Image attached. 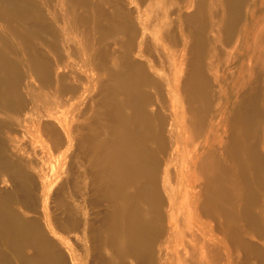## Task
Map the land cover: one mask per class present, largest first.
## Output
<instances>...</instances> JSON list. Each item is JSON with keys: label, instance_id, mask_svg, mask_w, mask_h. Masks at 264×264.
<instances>
[{"label": "bare ground", "instance_id": "bare-ground-1", "mask_svg": "<svg viewBox=\"0 0 264 264\" xmlns=\"http://www.w3.org/2000/svg\"><path fill=\"white\" fill-rule=\"evenodd\" d=\"M89 1L0 0V255L79 264L55 224L83 227L97 264H235L240 251L264 264V0H184L175 19V0ZM90 68L93 85L79 76ZM95 89L80 142L98 225L60 150L76 138L62 115ZM37 196L41 215H20Z\"/></svg>", "mask_w": 264, "mask_h": 264}, {"label": "rangeland", "instance_id": "rangeland-1", "mask_svg": "<svg viewBox=\"0 0 264 264\" xmlns=\"http://www.w3.org/2000/svg\"><path fill=\"white\" fill-rule=\"evenodd\" d=\"M42 0H36L37 3L41 4ZM97 1H101V0H90V5H93V3L97 2ZM104 1V0H102ZM121 1V3H116L118 6H127L129 5L127 1L125 0H119ZM176 4L174 6H172L171 8V14L173 15V18L175 19L177 14H187L188 12L181 8L183 5L184 0H175ZM195 1V0H194ZM214 1V0H213ZM105 7H108L107 3H103ZM208 4V3H206ZM207 6V5H206ZM131 7H133L131 5ZM155 7V3H153V8ZM133 9V8H132ZM195 8H191L190 12H193ZM206 9V8H205ZM83 10V8H81V11ZM149 17H155V13L154 12H149L148 13ZM173 19V20H174ZM93 22V19H91V24ZM173 22H172V28H173ZM83 29V27H81ZM148 40L149 42L152 41V36L149 34L148 35ZM13 43V42H10ZM13 54H15L16 52L20 54L21 51V46L18 45L16 46L15 44H13ZM20 50V51H19ZM15 52V53H14ZM155 49L150 51V55L145 54L144 59L145 58H156V54H155ZM71 57L74 59V61H78V52H75V50H73L70 53ZM23 60V68H22V83L23 86L26 83V80L28 79L27 77V72H26V61L24 60V57H22ZM92 68L88 69L86 72H80L79 76H80V81L89 83L91 85H93V81H92ZM82 78V79H81ZM90 81V82H89ZM35 84V81H34ZM37 84V83H36ZM26 96V95H24ZM77 96H79V100H78V104H77V110H75V112L73 114H69V113H64L62 115L60 109H56V110H52L54 116H61V121L63 123L64 126L70 128L72 131H74V136L76 137L73 141L72 146L69 147H64L62 146L60 148V150L64 151L63 154V165L64 168L68 171V180L70 181V183H74L73 188H74V192L77 193V195L79 196V200L81 201L80 203L83 205V207L85 208V210L87 211L86 214V218L91 220V222H94L95 225H98L99 222L101 221V219L103 218L106 209H105V205L104 203H102L103 201L100 200L97 195L95 194L94 191L89 192H85V188L83 186V184L85 183H89V179H87V177H85L86 175V165H87V156H88V151L86 148L83 147L82 142H80L82 140V133H87L90 132L88 125L89 122L91 121V117H92V113H93V109L97 106V103L99 102L100 98H101V92L99 91V89H95L94 91H92L91 93L89 92H80L77 94ZM91 98V99H90ZM26 99V97H25ZM27 101V99H26ZM260 110L263 112L264 111L261 109L260 105L258 104ZM27 105L24 106V109H26ZM24 112V111H22ZM23 116V115H22ZM0 120H5L3 118V116H0ZM73 125V126H72ZM6 131L9 132L10 134H15L17 136H21L22 134V130L21 128L17 127L16 125L12 126L9 124L8 128H6ZM259 135H261L262 131L261 128H259ZM258 135V136H259ZM78 136V137H77ZM8 145V144H7ZM34 145H37V152H40V146L42 145V143H34ZM24 146H26L25 148L28 150H31L30 148L31 145L29 143L25 144ZM9 152V151H8ZM26 155V154H25ZM31 161H35L37 160L36 157L32 156L29 158ZM51 162V163H50ZM50 164L54 165L55 162L49 159V161L47 162V166H50ZM1 178L4 175H0ZM83 180L85 181L83 183ZM91 182V181H90ZM1 186L3 188H8L11 189L12 188V184L10 183V181L6 182V183H1ZM94 187V186H93ZM39 195V193H37ZM83 198L86 199V202L83 201ZM90 198V199H89ZM34 206H37L36 208V212H31L30 208H21V212L20 215H24L26 218H30L32 216H39V214L41 215L42 210L40 207V198L39 196H37V201H36V205L34 204ZM39 212V213H38ZM57 212H61V211H57ZM56 212H54L55 215ZM43 225V224H42ZM54 229L55 231L58 233V235H60L63 239H64V243L60 244V242H58V245L60 247V249H62L63 251L65 249H73L75 253L79 254L80 256H82L81 260H77V263L79 264H97V261L95 260V258L92 256V254H89L86 256V250L89 247V242L84 238V232L87 233V231L81 227L79 230H77L76 232H63L61 230H59V228L57 227V225L54 224ZM94 245H97V242L94 243ZM66 252V251H64ZM85 253V254H84ZM27 255H29L30 257L32 256V251H28L26 252ZM70 258V259H69ZM232 258L235 261V264H257V262L253 261V260H247V258L245 257V254L243 252H239L238 255H234L232 254ZM66 259L68 261V264H71V256H69V254H67L66 252ZM71 261V262H70ZM70 262V263H69ZM11 257H6L5 259L2 257V255H0V264H11Z\"/></svg>", "mask_w": 264, "mask_h": 264}]
</instances>
